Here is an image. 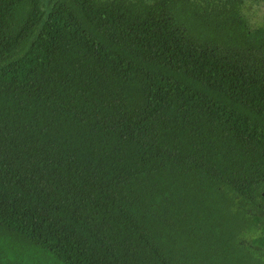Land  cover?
<instances>
[{"label":"trees","instance_id":"16d2710c","mask_svg":"<svg viewBox=\"0 0 264 264\" xmlns=\"http://www.w3.org/2000/svg\"><path fill=\"white\" fill-rule=\"evenodd\" d=\"M262 2L0 0V264H264Z\"/></svg>","mask_w":264,"mask_h":264},{"label":"rangeland","instance_id":"374dc122","mask_svg":"<svg viewBox=\"0 0 264 264\" xmlns=\"http://www.w3.org/2000/svg\"><path fill=\"white\" fill-rule=\"evenodd\" d=\"M257 4H248L246 9L243 10V15L247 19L249 25L251 27H257L264 24V7H262V4H259V6H256ZM39 250H35V252L29 257V262H32L35 260V256L39 255ZM27 260V262H28ZM37 264H57L53 262L51 259H46L44 256L40 261H37Z\"/></svg>","mask_w":264,"mask_h":264},{"label":"water","instance_id":"95a60500","mask_svg":"<svg viewBox=\"0 0 264 264\" xmlns=\"http://www.w3.org/2000/svg\"><path fill=\"white\" fill-rule=\"evenodd\" d=\"M261 197L264 200V190L261 192Z\"/></svg>","mask_w":264,"mask_h":264},{"label":"flooded vegetation","instance_id":"af4514ba","mask_svg":"<svg viewBox=\"0 0 264 264\" xmlns=\"http://www.w3.org/2000/svg\"><path fill=\"white\" fill-rule=\"evenodd\" d=\"M263 3V2H262ZM251 4H253V3H250V5ZM261 4V3H260ZM253 5H255V4H253ZM256 6H259V3H257V5ZM262 7H264V3L262 4Z\"/></svg>","mask_w":264,"mask_h":264}]
</instances>
